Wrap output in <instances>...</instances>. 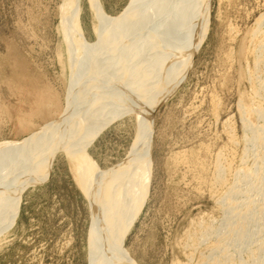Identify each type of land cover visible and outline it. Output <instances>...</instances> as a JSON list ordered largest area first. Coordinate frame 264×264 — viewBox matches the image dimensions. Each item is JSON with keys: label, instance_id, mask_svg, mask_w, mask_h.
Listing matches in <instances>:
<instances>
[{"label": "rangeland", "instance_id": "1", "mask_svg": "<svg viewBox=\"0 0 264 264\" xmlns=\"http://www.w3.org/2000/svg\"><path fill=\"white\" fill-rule=\"evenodd\" d=\"M132 1L101 0L113 19ZM62 3L0 0V145L43 130L49 136L71 122L55 126L70 95ZM81 5L93 43L94 15L88 0ZM207 10L174 92L155 115L159 105L151 108L148 193L123 240L126 264L260 263L252 251L258 255L264 243V116L255 112L264 108V0H208ZM80 114L72 121L91 129ZM137 114L88 133L82 150L101 171L122 166L139 144L144 123ZM61 147L42 184L20 186L14 224L0 233V264H90L91 207ZM237 233L244 240L225 250Z\"/></svg>", "mask_w": 264, "mask_h": 264}, {"label": "bare ground", "instance_id": "2", "mask_svg": "<svg viewBox=\"0 0 264 264\" xmlns=\"http://www.w3.org/2000/svg\"><path fill=\"white\" fill-rule=\"evenodd\" d=\"M81 2L63 0L60 8L59 28L68 53L70 95L65 114L55 126L67 118L71 122L57 131L49 129V136L43 130L24 142L0 145V233L14 224L20 186L27 181L32 185L44 182L50 172V159L56 152L54 147L62 145L91 207L89 263L126 264L122 257L123 240L148 193L151 108L174 92L208 19V0H134L129 10L115 19L107 15L101 0H88L95 20L93 32L97 39L93 43L86 39L82 27ZM263 83H258L259 89ZM253 107L245 108L252 111ZM136 110L144 123L140 126L139 144L122 166L101 171L82 150L89 134ZM255 112L264 116L262 106ZM79 113L86 116L91 129L82 120L79 124L72 121ZM244 127L250 130L248 121ZM261 128L264 131V125ZM228 213L231 214L230 210ZM243 238L235 234V240L225 250H233ZM258 245L260 253L254 256L251 250L252 257L260 261L258 264H264V243Z\"/></svg>", "mask_w": 264, "mask_h": 264}, {"label": "water", "instance_id": "3", "mask_svg": "<svg viewBox=\"0 0 264 264\" xmlns=\"http://www.w3.org/2000/svg\"><path fill=\"white\" fill-rule=\"evenodd\" d=\"M167 101V99L164 101V102H162L160 105H159V107H157L156 109H155V111H154V115H155V113L158 111V109L160 108V106L163 104V103H165Z\"/></svg>", "mask_w": 264, "mask_h": 264}]
</instances>
